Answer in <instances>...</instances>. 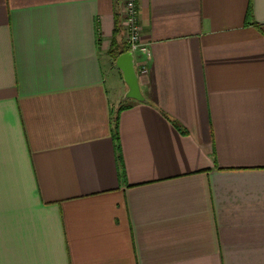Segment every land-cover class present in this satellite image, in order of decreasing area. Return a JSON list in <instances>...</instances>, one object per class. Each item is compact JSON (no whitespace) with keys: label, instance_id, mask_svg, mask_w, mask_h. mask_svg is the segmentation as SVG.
Returning <instances> with one entry per match:
<instances>
[{"label":"crops","instance_id":"crops-1","mask_svg":"<svg viewBox=\"0 0 264 264\" xmlns=\"http://www.w3.org/2000/svg\"><path fill=\"white\" fill-rule=\"evenodd\" d=\"M122 4L0 0V264H264V0Z\"/></svg>","mask_w":264,"mask_h":264},{"label":"built area","instance_id":"built-area-1","mask_svg":"<svg viewBox=\"0 0 264 264\" xmlns=\"http://www.w3.org/2000/svg\"><path fill=\"white\" fill-rule=\"evenodd\" d=\"M122 7V24L125 29L130 51L134 54L141 52L145 55L146 59L151 58V50L142 42L137 0H123ZM139 70L141 72L147 71L146 62L139 64Z\"/></svg>","mask_w":264,"mask_h":264},{"label":"water","instance_id":"water-1","mask_svg":"<svg viewBox=\"0 0 264 264\" xmlns=\"http://www.w3.org/2000/svg\"><path fill=\"white\" fill-rule=\"evenodd\" d=\"M116 66L123 73L124 80L128 86L125 99H134L146 102L147 98L142 92L139 75L136 68L135 55L132 51L121 54L116 60Z\"/></svg>","mask_w":264,"mask_h":264},{"label":"trees","instance_id":"trees-1","mask_svg":"<svg viewBox=\"0 0 264 264\" xmlns=\"http://www.w3.org/2000/svg\"><path fill=\"white\" fill-rule=\"evenodd\" d=\"M250 11H251V7H249V16H250ZM256 26H259L257 23H254ZM124 31V28L121 24V18L120 15H117V20L115 22V29H114V34H113V38H112V43H111V48L109 50L110 54L112 55V57L115 59H117L121 54L126 53L128 51H130V46L127 42L118 40V35L121 34ZM129 107L128 104L122 105L119 113L124 110L125 108ZM118 123H119V114L116 115L114 117V130L117 131L118 130Z\"/></svg>","mask_w":264,"mask_h":264}]
</instances>
